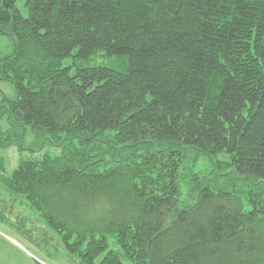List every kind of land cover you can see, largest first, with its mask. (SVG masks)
<instances>
[{
	"label": "trees",
	"instance_id": "trees-1",
	"mask_svg": "<svg viewBox=\"0 0 264 264\" xmlns=\"http://www.w3.org/2000/svg\"><path fill=\"white\" fill-rule=\"evenodd\" d=\"M26 7L0 0L7 189L80 264H264V0Z\"/></svg>",
	"mask_w": 264,
	"mask_h": 264
},
{
	"label": "rangeland",
	"instance_id": "rangeland-1",
	"mask_svg": "<svg viewBox=\"0 0 264 264\" xmlns=\"http://www.w3.org/2000/svg\"><path fill=\"white\" fill-rule=\"evenodd\" d=\"M17 7L28 17L26 0H17ZM14 43L8 36L0 38V59L10 55ZM98 63L108 64L106 59H97ZM68 63L65 61V64ZM16 89L12 82L0 79V105L4 100H14ZM10 125L3 118L0 128L8 130ZM107 146L106 144H103ZM34 136L28 132L24 148L25 157H30L34 148ZM36 149V148H34ZM44 152L59 155L61 147L47 145ZM21 158L17 147L0 148V264H80V258L72 255L65 247L63 237L54 231L47 222L32 209L29 201L22 195L10 192L4 181L11 178ZM98 159V158H97ZM220 161L226 160L220 156ZM194 172L199 175L212 176L213 163L199 159L195 163ZM187 188L183 186V197H187ZM111 247L116 248V241L111 239ZM102 257L96 264H101Z\"/></svg>",
	"mask_w": 264,
	"mask_h": 264
}]
</instances>
